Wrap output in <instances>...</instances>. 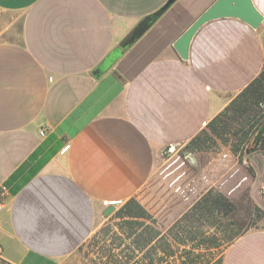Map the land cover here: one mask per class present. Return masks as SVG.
<instances>
[{"label":"crops","instance_id":"1","mask_svg":"<svg viewBox=\"0 0 264 264\" xmlns=\"http://www.w3.org/2000/svg\"><path fill=\"white\" fill-rule=\"evenodd\" d=\"M167 1L0 0L5 262L81 264L110 224L133 221L118 215L131 199L163 226L152 246L190 221L217 229L230 212L217 173L232 178L233 165L219 170L188 143L264 69V20H209L182 58L176 40L216 0H175L123 46ZM222 264H264V228L236 236Z\"/></svg>","mask_w":264,"mask_h":264},{"label":"rangeland","instance_id":"2","mask_svg":"<svg viewBox=\"0 0 264 264\" xmlns=\"http://www.w3.org/2000/svg\"><path fill=\"white\" fill-rule=\"evenodd\" d=\"M228 134L224 136H230ZM253 137L246 142L243 152H234L235 143L219 137L208 141L206 150L200 151L205 160L217 156L219 170L233 165L232 178L229 174L220 178L217 173L216 192L226 197L230 206L232 204L228 214H219L217 229L210 228L208 221H190L184 231L164 230L152 246L149 241L163 226L153 224L151 218L145 224H137L134 220L138 219L133 218L132 222L110 224L106 235L86 248L81 264H182L184 260L190 264H212L223 258L236 236L250 228H264V154L258 144H253ZM230 153L234 157H230ZM208 173L213 180L214 171L208 168ZM256 207L261 215L259 219L252 218ZM186 239L191 244L183 245ZM0 264L8 263L0 258Z\"/></svg>","mask_w":264,"mask_h":264},{"label":"trees","instance_id":"3","mask_svg":"<svg viewBox=\"0 0 264 264\" xmlns=\"http://www.w3.org/2000/svg\"><path fill=\"white\" fill-rule=\"evenodd\" d=\"M161 8L157 10L160 13L154 15L153 22L166 11ZM207 124L208 129L203 128L199 134L189 141V148L195 151H205V147L208 145L207 142L219 137L227 142L232 140L235 143L232 147L234 152H243L246 142L251 139L252 135H254V140L264 124V69ZM227 134L230 136L225 137L224 135ZM255 143L259 145V149L264 154V131L260 133ZM254 214L253 219L261 217L258 207H256ZM118 215L132 218H152L151 214L136 199H131L122 206L118 211ZM222 261L223 258L212 264H222ZM182 264L190 263L184 260Z\"/></svg>","mask_w":264,"mask_h":264},{"label":"water","instance_id":"4","mask_svg":"<svg viewBox=\"0 0 264 264\" xmlns=\"http://www.w3.org/2000/svg\"><path fill=\"white\" fill-rule=\"evenodd\" d=\"M175 0H168L161 9H167ZM162 11V10H161ZM160 11H157L147 17H145L133 30L130 38L123 44V46L134 42L139 38L153 23L154 15H158ZM222 17H233L238 18L253 28H258L263 20V14L255 6L253 0H216L203 14H201L176 40L174 46L180 53L182 58H187L189 54V47L193 36L197 30L205 22ZM264 131V124L259 130L258 135L254 139L253 144H255L261 132ZM178 143H171L166 146L162 154L164 156H169L176 148ZM113 206H110L108 211H111Z\"/></svg>","mask_w":264,"mask_h":264},{"label":"built area","instance_id":"5","mask_svg":"<svg viewBox=\"0 0 264 264\" xmlns=\"http://www.w3.org/2000/svg\"><path fill=\"white\" fill-rule=\"evenodd\" d=\"M45 131L41 130V134L44 135ZM117 203H121L120 201H117ZM0 208H1V204H0Z\"/></svg>","mask_w":264,"mask_h":264}]
</instances>
